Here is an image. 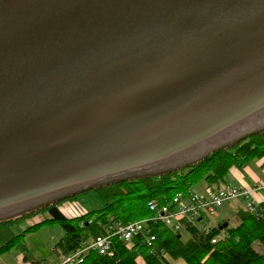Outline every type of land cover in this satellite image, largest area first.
<instances>
[{"label": "water", "instance_id": "95a60500", "mask_svg": "<svg viewBox=\"0 0 264 264\" xmlns=\"http://www.w3.org/2000/svg\"><path fill=\"white\" fill-rule=\"evenodd\" d=\"M263 114L264 0H0V217Z\"/></svg>", "mask_w": 264, "mask_h": 264}, {"label": "trees", "instance_id": "16d2710c", "mask_svg": "<svg viewBox=\"0 0 264 264\" xmlns=\"http://www.w3.org/2000/svg\"><path fill=\"white\" fill-rule=\"evenodd\" d=\"M263 159L264 131L220 146L180 167L155 175L122 177L73 195L82 198L95 195L103 203L99 209L68 217L59 208L63 199L45 205L43 211L28 212L15 219H0V257L16 251L25 254L23 239L26 235H16L14 226L27 223L34 214L44 212L47 217L23 232H33L43 224L59 225L63 234L54 249L64 256L75 253L99 237L112 235L119 222L147 221L150 245L145 241V234L134 240L132 250L126 248L124 241L115 238L113 257L100 255L91 249L85 255L83 264H139L138 258L143 259L144 264H168L166 255L173 260L183 259L187 264H264V252L258 251V247L264 248V206L257 213L241 208L238 211V225L230 226L228 223L224 227V224H220L210 232L185 223L181 231L190 234L187 242L183 241L181 231L175 232L163 223L154 221L155 215L149 209L152 201L162 207L171 202L177 193L189 194L200 184L218 189L227 184L233 168L243 170L252 161ZM85 202H82L84 206ZM23 217L25 220L18 223L17 220ZM223 233L224 237H221ZM215 238L219 240L213 244Z\"/></svg>", "mask_w": 264, "mask_h": 264}, {"label": "rangeland", "instance_id": "374dc122", "mask_svg": "<svg viewBox=\"0 0 264 264\" xmlns=\"http://www.w3.org/2000/svg\"><path fill=\"white\" fill-rule=\"evenodd\" d=\"M241 126H242L241 128L236 129L234 131L232 130V131L228 132L227 134L223 135L224 137H222L220 139V141H221V144H223V143H226V144H224L222 146L237 142L239 140H243L247 136H250L252 134H255L258 132H263L264 131V114L255 117V119L249 125L250 127L245 126V124H243ZM210 144H211V142L207 143L206 145L202 146L201 148H198V150L195 149L189 155L186 154V156L178 159V161L176 163H173L170 165L162 164V165H158V166L151 168L149 170H146V171H141V172H136V173L134 172L133 175L131 173L128 175H131V176H134V175L138 176V175H143V174L155 175V174L164 172L168 169L177 168V167H180V166L185 165L187 163H191L192 161H196V160L200 159L202 157L200 155H203L205 153V151H207L209 148H211L213 145H215L217 143H215L213 145H210ZM257 162L258 161H252L250 164L246 165L245 168L248 167L249 165H252V167H255ZM124 177H129V176H124ZM105 183H107V182L95 184V185H90V186H87L84 188H80V189H77L76 191L69 192L68 194H64V195L59 196V197L53 196L51 198H47V200H45L44 202H42V201L35 202V203L29 205L28 207L21 209L18 212H12V214L2 216V217H0V219H3V218L4 219H7V218L15 219V218H18L21 215L26 214L28 212L30 213V212L36 211V210L43 211L44 209L42 210V208H44L45 205H48L52 202L55 203L57 200H63V199L64 200L60 204L59 208L68 217H75L77 215H80L83 211H86V210L88 211L90 209H99V208L103 207V203H101L99 201V199L95 197V195L88 196L86 198H82L78 195L77 196H73V195L78 194L80 192L81 193L85 192V191L90 190L92 188L99 187ZM229 185L234 186L233 184H223L218 189H215L213 187H211V189H213V190L215 189L218 191L222 188H228ZM262 185H264V181H260L258 183V186L256 187V191L252 193L253 200L255 199V197H254L255 193L256 194L264 193L263 190H257L259 188V186H262ZM245 189H248V188H245ZM250 190H253V188H251ZM196 191L202 192L201 184L198 185L197 187L193 188L192 192H196ZM69 196H72V197H69ZM246 200L247 199H245V201ZM83 201L84 202L86 201L87 203L89 202L88 206H86L87 205L86 202H85V206H84L82 203ZM152 202H154V201H152ZM241 202H243L241 198L228 200V201L224 202L218 208L217 213H218V211H223V212L231 211L232 212V215L226 220L227 222L222 223V224H224V227H227V226H225V224L228 225V223H230V226H236L239 224L238 217L236 216V211L239 207H243ZM255 202L257 203V204L255 203L257 211L260 210L264 206V202L259 203L258 200ZM246 205H248V203ZM245 209H248V208L245 206ZM257 211H256V213H257ZM217 213L213 217L203 216L201 219H199L197 227L204 230L205 232H207V229L211 230V228H208V227L205 228V224L208 223L209 219L212 221V223L216 224L217 218H215V217L217 216ZM45 217H47V215L44 212H38V213L34 214L33 217L27 221V223L22 222L25 220V217H23V218L17 220L18 223L19 222H22V223L16 224L14 226V229H13L14 233L16 235H19L21 233L26 235V237L23 239V244L26 246L25 254L31 255V257H33V255H35L36 258H40V260H41L40 264L41 263L44 264V260L49 261V258H51L52 250L54 249L55 244L59 242V240L61 239L62 234H63L60 226L56 225V224L55 225L43 224L39 227L37 226V229L35 228L36 230L34 229L35 231L33 230V232L24 233L23 231H25L32 224L36 225L37 222H39L42 218H45ZM38 224H40V223H38ZM219 224H221V222ZM219 226H216V227H219ZM181 235H182V239L184 242L189 241L191 238L190 234L185 230L181 231ZM221 237H224V233L221 234ZM258 251L260 253H263L264 248L258 247ZM138 260H139L138 263L140 262L139 264H144L143 259L141 260V258H138Z\"/></svg>", "mask_w": 264, "mask_h": 264}, {"label": "built area", "instance_id": "2783aa9c", "mask_svg": "<svg viewBox=\"0 0 264 264\" xmlns=\"http://www.w3.org/2000/svg\"><path fill=\"white\" fill-rule=\"evenodd\" d=\"M257 186L258 184L253 190H250L229 185L228 188H222L218 191L208 189L204 195H200L196 192H191L189 194L179 192L173 197L171 202L162 207H159L155 202H150L149 209L155 215L153 218L154 221H159L175 232H179L185 228V223L197 226L199 219L203 216H215L218 208L228 200L236 198H241L242 200L251 199L252 193L256 191ZM257 190L264 191V185L259 186ZM256 200L254 199L246 205L248 208L247 210L251 213H256L257 211L255 206ZM207 232H209V229H207ZM141 234L146 235L145 241L150 245V240L147 237L149 234L147 221L130 223L119 222L115 226L112 235L97 238L75 253L63 256L62 259L55 264H83L85 255L91 249L96 250L100 255L113 257L115 255L113 249V241L115 238L124 241L126 248L132 250L134 240ZM218 240L219 238H215L212 240V243L215 244Z\"/></svg>", "mask_w": 264, "mask_h": 264}, {"label": "crops", "instance_id": "0c3cea01", "mask_svg": "<svg viewBox=\"0 0 264 264\" xmlns=\"http://www.w3.org/2000/svg\"><path fill=\"white\" fill-rule=\"evenodd\" d=\"M260 181H264V160L258 161L255 167L249 165L248 167L244 168L243 170H239L237 168H233L231 170L230 176L227 179V184H233L238 188H254ZM202 192H197L200 195H204L208 189H211V186L207 184H201ZM215 190V189H214ZM255 200L264 201V193L254 194ZM253 198L248 200H242L241 202L243 207H239L238 209L245 208L246 204L252 201ZM256 200V201H257ZM257 204V203H256ZM221 209V208H220ZM236 211V216L238 217V210ZM232 215V212H223L218 211L217 216V223L214 224L209 219L208 223L205 224V228H217L220 222L226 223L227 219ZM239 221V219H238ZM230 224V223H229ZM55 248V247H54ZM64 255L59 254L58 251L55 249L52 250L51 258L48 260H44V264H55L59 262ZM168 264H187L183 259L173 260L168 256H165ZM142 260V259H141ZM139 261V260H138ZM40 258H36L35 255L31 257V255H26L23 252H10L0 257V264H40ZM140 263V262H139ZM42 264V263H41Z\"/></svg>", "mask_w": 264, "mask_h": 264}]
</instances>
